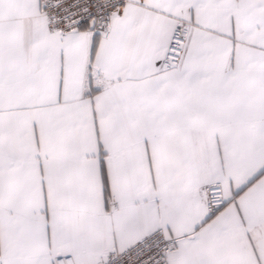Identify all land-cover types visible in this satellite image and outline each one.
Segmentation results:
<instances>
[{
    "label": "snow or ice",
    "instance_id": "snow-or-ice-1",
    "mask_svg": "<svg viewBox=\"0 0 264 264\" xmlns=\"http://www.w3.org/2000/svg\"><path fill=\"white\" fill-rule=\"evenodd\" d=\"M0 264H264V0H0Z\"/></svg>",
    "mask_w": 264,
    "mask_h": 264
}]
</instances>
